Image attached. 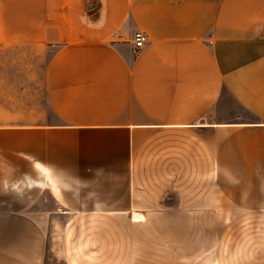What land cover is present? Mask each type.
<instances>
[{
    "label": "crops",
    "instance_id": "1",
    "mask_svg": "<svg viewBox=\"0 0 264 264\" xmlns=\"http://www.w3.org/2000/svg\"><path fill=\"white\" fill-rule=\"evenodd\" d=\"M8 46L52 54L0 111V264H264V0H0Z\"/></svg>",
    "mask_w": 264,
    "mask_h": 264
},
{
    "label": "rangeland",
    "instance_id": "2",
    "mask_svg": "<svg viewBox=\"0 0 264 264\" xmlns=\"http://www.w3.org/2000/svg\"><path fill=\"white\" fill-rule=\"evenodd\" d=\"M51 54V50L40 51L31 46L0 48V111H9L12 122L17 120L18 103L22 96L31 101L34 94L43 93L45 67ZM43 203L47 206L55 205L51 198ZM155 253L161 254L162 251ZM168 258L170 260H156L150 264H199L188 258Z\"/></svg>",
    "mask_w": 264,
    "mask_h": 264
},
{
    "label": "built area",
    "instance_id": "3",
    "mask_svg": "<svg viewBox=\"0 0 264 264\" xmlns=\"http://www.w3.org/2000/svg\"><path fill=\"white\" fill-rule=\"evenodd\" d=\"M149 36L146 32L142 31V30H138L135 32L134 34V45L138 50H141L146 42L148 41Z\"/></svg>",
    "mask_w": 264,
    "mask_h": 264
},
{
    "label": "snow or ice",
    "instance_id": "4",
    "mask_svg": "<svg viewBox=\"0 0 264 264\" xmlns=\"http://www.w3.org/2000/svg\"><path fill=\"white\" fill-rule=\"evenodd\" d=\"M37 167H40V165H37Z\"/></svg>",
    "mask_w": 264,
    "mask_h": 264
},
{
    "label": "bare ground",
    "instance_id": "5",
    "mask_svg": "<svg viewBox=\"0 0 264 264\" xmlns=\"http://www.w3.org/2000/svg\"><path fill=\"white\" fill-rule=\"evenodd\" d=\"M138 217V216H137Z\"/></svg>",
    "mask_w": 264,
    "mask_h": 264
}]
</instances>
